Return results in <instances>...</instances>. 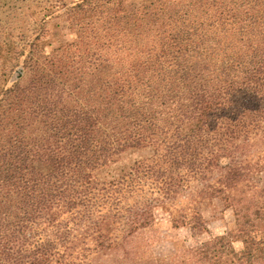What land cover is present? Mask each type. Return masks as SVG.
Listing matches in <instances>:
<instances>
[{
    "label": "trees",
    "instance_id": "16d2710c",
    "mask_svg": "<svg viewBox=\"0 0 264 264\" xmlns=\"http://www.w3.org/2000/svg\"><path fill=\"white\" fill-rule=\"evenodd\" d=\"M54 17L0 38V264H264V0H77ZM213 199L242 249L209 235ZM156 206L208 236L139 262Z\"/></svg>",
    "mask_w": 264,
    "mask_h": 264
},
{
    "label": "rangeland",
    "instance_id": "374dc122",
    "mask_svg": "<svg viewBox=\"0 0 264 264\" xmlns=\"http://www.w3.org/2000/svg\"><path fill=\"white\" fill-rule=\"evenodd\" d=\"M74 1L77 0H0V38L24 40L33 37L41 32V22L47 17H50V24L57 21L62 23V19L54 17L56 9L62 4ZM49 29H52V26L49 25ZM62 32L66 38L72 36L65 28ZM13 77L11 74L6 78V82L9 83ZM3 79L4 77L0 76V84ZM258 179L259 184H264V171ZM202 215L206 220L209 235L220 237L225 247H231L235 251L244 247V241L234 232L232 211L219 199H213L210 204L204 206ZM207 236L204 233L201 237H195L186 227L173 226L165 208L156 206L153 225L144 229L137 239L141 259L139 262L142 263L151 256H167L179 247L195 245ZM117 257L111 254H97L92 256L90 264H122Z\"/></svg>",
    "mask_w": 264,
    "mask_h": 264
}]
</instances>
